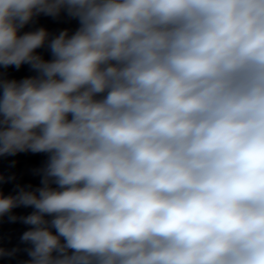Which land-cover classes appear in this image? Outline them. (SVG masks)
<instances>
[{
    "label": "clouds",
    "instance_id": "1",
    "mask_svg": "<svg viewBox=\"0 0 264 264\" xmlns=\"http://www.w3.org/2000/svg\"><path fill=\"white\" fill-rule=\"evenodd\" d=\"M62 11L45 60L18 31ZM23 64L0 156L48 159L0 218L30 226L25 264H264V0H0V66Z\"/></svg>",
    "mask_w": 264,
    "mask_h": 264
}]
</instances>
